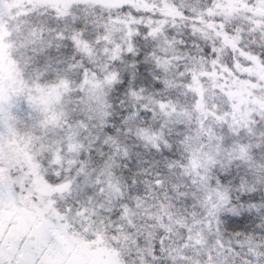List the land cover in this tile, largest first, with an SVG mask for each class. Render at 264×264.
<instances>
[{"label": "snow or ice", "instance_id": "snow-or-ice-1", "mask_svg": "<svg viewBox=\"0 0 264 264\" xmlns=\"http://www.w3.org/2000/svg\"><path fill=\"white\" fill-rule=\"evenodd\" d=\"M0 264H264V0H0Z\"/></svg>", "mask_w": 264, "mask_h": 264}]
</instances>
